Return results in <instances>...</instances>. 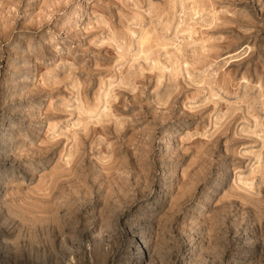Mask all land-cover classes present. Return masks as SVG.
<instances>
[{"label":"rangeland","instance_id":"1","mask_svg":"<svg viewBox=\"0 0 264 264\" xmlns=\"http://www.w3.org/2000/svg\"><path fill=\"white\" fill-rule=\"evenodd\" d=\"M31 263L264 264V0H0V264Z\"/></svg>","mask_w":264,"mask_h":264},{"label":"bare ground","instance_id":"2","mask_svg":"<svg viewBox=\"0 0 264 264\" xmlns=\"http://www.w3.org/2000/svg\"><path fill=\"white\" fill-rule=\"evenodd\" d=\"M75 200H76V199H75ZM77 204H78V203H77ZM77 204H76V205H77ZM64 205H65V204H64ZM67 205H68V204H67ZM70 205H71V204H70ZM74 205H75V204H74ZM78 205H79V204H78ZM78 205H77V206H78ZM60 206H62V205H60ZM70 207H72V206H70ZM62 208H63V207H62ZM72 208H73V207H72ZM72 208H70V210H71ZM75 208H76V207H75ZM67 209H69L68 206H67ZM77 209H78V208H77ZM63 210H64V209H63ZM58 212H59V211H58ZM66 213H67V212H66ZM61 214H63V213H61ZM68 214H69V213H68ZM75 214H76V213H75ZM63 215H64V218H63V220H64V219H65V214H63ZM66 217H67V214H66ZM63 220H62V221H63ZM66 222H67V221H66ZM55 224H56V223H55ZM57 224H59V223H57ZM57 224H56V225H57ZM64 224H65V223H64ZM62 225H63V224H62ZM62 225H61V226H62ZM51 226H52V225H51ZM57 226H58V225H57ZM59 226H60V225H59ZM65 226H66V225H65ZM67 227H68V226H67ZM50 228H51V227H50ZM55 228H56V226H55ZM65 228H66V227H65ZM58 229H59L60 231H62L63 227H59ZM58 229H54V230H58ZM51 230H52V229H51ZM51 230H50V231H51ZM63 230H64V229H63ZM66 232H67V231H66ZM53 233H54V231H53ZM56 233H57V232H56ZM62 234H63V232H62ZM66 234H67V233H66ZM56 235H57V234H56ZM60 235H61V232H60ZM68 236H69V235H68ZM56 237H58V236H56ZM69 237H70V236H69ZM69 237H68V238H69ZM61 238H62V237H61ZM61 238H60V239H61ZM70 238H71V237H70ZM63 239H64V238H63ZM64 240H65V239H64ZM69 240H70V239H69ZM69 240H68V241H69ZM50 241H51V240H50ZM56 241H57V240H56ZM61 241H62V239H61ZM65 241H66V240H65ZM59 242H60V241H59ZM49 243H50V242H49ZM63 244H64V243H63ZM58 245H59V244H58ZM60 245H61V243H60ZM67 245H68V244H67ZM38 247H39V246H38ZM38 247H37V248H38ZM50 247H51V246H50ZM51 248H52V250H53V247H51ZM49 250H50V249H49ZM52 250H51V251H52ZM54 250H55V249H54ZM54 250H53V251H54ZM62 250H63V249H62ZM51 251H50V252H51ZM47 259H48V258H47ZM52 261H53V260H52ZM31 264H32V263H31Z\"/></svg>","mask_w":264,"mask_h":264}]
</instances>
